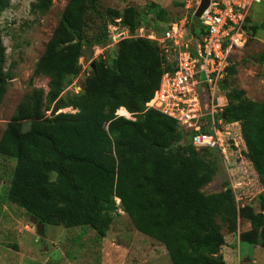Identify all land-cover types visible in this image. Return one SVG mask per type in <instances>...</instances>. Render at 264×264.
Segmentation results:
<instances>
[{"label":"trees","instance_id":"1","mask_svg":"<svg viewBox=\"0 0 264 264\" xmlns=\"http://www.w3.org/2000/svg\"><path fill=\"white\" fill-rule=\"evenodd\" d=\"M52 1L36 0L31 11L44 15ZM9 3L0 0V14ZM139 14L134 6L102 10L96 0H68L33 72L48 78L47 90L26 93L0 137V154L15 159L6 197L44 224L86 225L99 237L122 210L136 230L164 245L172 264H225L221 225L234 231L238 214L252 209L238 208L231 191L205 194L201 189L221 154L194 148L175 119L146 108L163 71L157 43L122 38L109 62L93 61L80 91L62 95L64 78L80 71L82 43L93 44L86 36L89 21L113 16L133 33ZM105 26L94 42L105 41ZM3 62L0 45V104L10 78ZM233 70L230 65L228 73ZM225 79L221 115L235 128L231 151L244 153L264 186V101L246 97L243 89L227 90ZM66 107L75 111H58ZM128 112L132 118L121 115ZM258 203L264 223V196ZM241 240L264 247V230Z\"/></svg>","mask_w":264,"mask_h":264},{"label":"rangeland","instance_id":"2","mask_svg":"<svg viewBox=\"0 0 264 264\" xmlns=\"http://www.w3.org/2000/svg\"><path fill=\"white\" fill-rule=\"evenodd\" d=\"M182 1L96 0L102 10L112 8L121 11L127 6L136 7L140 12L138 26L133 33L127 31L122 35L126 29L120 25V18L96 16L90 20L86 36L93 44L82 43L80 71L64 78L62 95L80 91L83 79L91 71L90 63L98 59L109 62L116 55L117 43L122 38L146 37L151 33L160 38L168 24L180 17ZM34 2L36 0H10L9 6L0 14L3 67L10 72L6 93L0 104V137L24 95L35 87L47 90L48 78L34 75L33 72L68 0H53L44 15L31 11ZM159 10L164 11L163 18L158 17ZM248 16L250 20L246 26L250 28L245 29L247 43L231 54L230 65L234 70L226 75L224 83L228 86L227 90L243 89L246 97L264 101V2L252 5ZM104 24L107 34L105 41L94 42ZM87 47L92 48L88 59L84 54ZM220 91L225 95V89ZM60 110L75 111L71 107ZM121 115L131 116L129 112L128 115ZM202 155L210 161L216 158L206 155V152ZM221 158H217L211 180L201 190L205 194L215 195V198L221 192L231 191L238 208L249 206L252 209L250 213L238 214L234 231L227 225H221L225 239L220 250L223 260L225 264H264V247L241 240L243 236L248 238L252 231L264 230L258 203L259 196H264V186L258 183L252 165L243 152H226V155L221 154ZM14 166L13 157L0 154V264H172L164 245L136 230L122 210H118L104 237H99L95 230L86 225L63 227L45 224V236L37 238L32 216L6 197Z\"/></svg>","mask_w":264,"mask_h":264},{"label":"built area","instance_id":"3","mask_svg":"<svg viewBox=\"0 0 264 264\" xmlns=\"http://www.w3.org/2000/svg\"><path fill=\"white\" fill-rule=\"evenodd\" d=\"M262 2L209 0L195 17L201 0H183L180 17L168 24L160 38L146 35L158 45L163 71L145 106L175 119L196 149L232 152L235 129L221 115L226 97L220 84L228 74L231 54L247 43L244 23L252 5Z\"/></svg>","mask_w":264,"mask_h":264},{"label":"water","instance_id":"4","mask_svg":"<svg viewBox=\"0 0 264 264\" xmlns=\"http://www.w3.org/2000/svg\"><path fill=\"white\" fill-rule=\"evenodd\" d=\"M209 0H201V3L195 13V17H199L200 14L202 13V11L208 6ZM92 52V48L91 47H87L84 51L85 57L88 59L90 58ZM91 66H93V61L90 63ZM61 111V110H60ZM32 223L35 225L36 228V235L37 238L40 237H44L45 236V232H44V223L41 220H38V218L32 216Z\"/></svg>","mask_w":264,"mask_h":264},{"label":"bare ground","instance_id":"5","mask_svg":"<svg viewBox=\"0 0 264 264\" xmlns=\"http://www.w3.org/2000/svg\"><path fill=\"white\" fill-rule=\"evenodd\" d=\"M122 114V113H121Z\"/></svg>","mask_w":264,"mask_h":264}]
</instances>
